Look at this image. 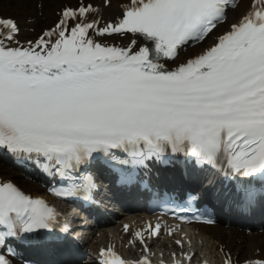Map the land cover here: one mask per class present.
I'll use <instances>...</instances> for the list:
<instances>
[{
    "label": "snow or ice",
    "instance_id": "1",
    "mask_svg": "<svg viewBox=\"0 0 264 264\" xmlns=\"http://www.w3.org/2000/svg\"><path fill=\"white\" fill-rule=\"evenodd\" d=\"M229 6L232 0H130L115 23L69 28V20L95 11L82 6L65 10L27 47L16 40V23L0 18V147L38 163L43 157L46 170L69 180L94 153L110 156L112 149L147 158L170 148L214 166L223 161L244 177L264 175V0H252L239 23L200 55L171 71L162 62L175 59L188 42L203 41ZM91 31L133 38L126 47L108 46ZM137 37L145 42L138 50ZM80 190L52 191L72 196ZM55 218L43 200L0 183V226L6 229L0 242L48 228ZM136 236L142 242V234ZM102 255L112 257L109 264H124L113 252ZM0 264L8 261L0 256Z\"/></svg>",
    "mask_w": 264,
    "mask_h": 264
},
{
    "label": "bare ground",
    "instance_id": "2",
    "mask_svg": "<svg viewBox=\"0 0 264 264\" xmlns=\"http://www.w3.org/2000/svg\"><path fill=\"white\" fill-rule=\"evenodd\" d=\"M251 1L239 0L236 7L228 14L227 20L223 25L218 26L216 31H213L202 43L181 52L172 64H178L180 61L203 52L215 44L219 35L230 31L231 26L239 23L241 18L250 11ZM128 2L129 0H107V3H105V0H0V18L10 17V19H15L19 28L16 40L20 46L27 47L29 41L34 42L44 31L54 28L59 23L63 18L62 12L66 7H70L73 11H78L82 6L91 5L95 9V11L87 13L85 17L69 20V28L77 23L93 21H98L97 27L102 28L107 23H115L116 20L120 19ZM90 36L95 41H103L107 45L117 47H126L133 38L131 33L100 36L95 31H91ZM139 41L140 39L137 38V42ZM11 46L16 47L18 45L12 43ZM0 175L1 177L14 180L23 188L35 194L40 193L44 196V189L41 186L32 183L23 173L14 170L1 161ZM65 214L67 219L73 218L71 211L67 210ZM199 229L201 234L195 235V238L188 233V228L181 231L177 230L174 232V236L166 238L169 241L167 244H172L175 249L181 248L182 246L176 243V240L178 241V238H180L185 242L183 247L186 252L194 248V243L198 240L199 250L202 249L201 254H205L212 262L221 264L228 260L237 262L264 257V232L260 234L244 233L235 226L219 225L204 227L203 229L199 226ZM165 235L168 236V233ZM132 240L133 244H135L134 239ZM151 242L154 244L153 240ZM166 246L164 245V247ZM156 253L158 252L154 254ZM148 254H151V252ZM163 255L170 256V253L166 251ZM176 255L180 257L178 254Z\"/></svg>",
    "mask_w": 264,
    "mask_h": 264
}]
</instances>
